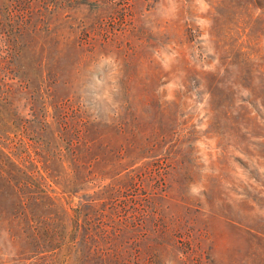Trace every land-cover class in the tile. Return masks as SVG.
I'll use <instances>...</instances> for the list:
<instances>
[{
  "label": "rangeland",
  "instance_id": "obj_1",
  "mask_svg": "<svg viewBox=\"0 0 264 264\" xmlns=\"http://www.w3.org/2000/svg\"><path fill=\"white\" fill-rule=\"evenodd\" d=\"M0 264H264V0H0Z\"/></svg>",
  "mask_w": 264,
  "mask_h": 264
}]
</instances>
